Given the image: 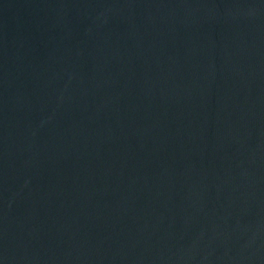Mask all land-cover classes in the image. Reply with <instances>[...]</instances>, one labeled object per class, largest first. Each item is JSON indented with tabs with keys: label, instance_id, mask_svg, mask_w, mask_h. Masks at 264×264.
<instances>
[{
	"label": "water",
	"instance_id": "95a60500",
	"mask_svg": "<svg viewBox=\"0 0 264 264\" xmlns=\"http://www.w3.org/2000/svg\"><path fill=\"white\" fill-rule=\"evenodd\" d=\"M0 264H264V0H0Z\"/></svg>",
	"mask_w": 264,
	"mask_h": 264
}]
</instances>
